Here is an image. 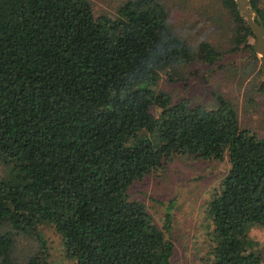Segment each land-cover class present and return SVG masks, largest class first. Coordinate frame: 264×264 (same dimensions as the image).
<instances>
[{"label": "trees", "instance_id": "obj_1", "mask_svg": "<svg viewBox=\"0 0 264 264\" xmlns=\"http://www.w3.org/2000/svg\"><path fill=\"white\" fill-rule=\"evenodd\" d=\"M220 2L230 17L225 51L185 41L157 0L125 1L112 17L88 0H0V264H18L15 234L43 243L47 223L74 264H171L172 241L129 190L174 157L225 154L228 170L205 208L209 256L261 264L247 229L264 230V137L241 128L221 96L207 109L155 88L194 62L212 70L243 51L261 63L264 95L253 34L234 0ZM250 3L264 25L259 0ZM48 258L43 248L22 259Z\"/></svg>", "mask_w": 264, "mask_h": 264}, {"label": "rangeland", "instance_id": "obj_2", "mask_svg": "<svg viewBox=\"0 0 264 264\" xmlns=\"http://www.w3.org/2000/svg\"><path fill=\"white\" fill-rule=\"evenodd\" d=\"M88 1L96 15L112 17L118 7L128 0ZM157 1L165 6L172 30L185 41L197 46L200 41L207 40L225 51L224 47L228 44L224 41L231 36L228 27L230 17L219 7L220 0ZM258 6L264 11V0H259ZM246 54L241 51L226 55L212 70L194 62L190 67L175 71L176 82L171 83L162 77L155 88L168 93L173 103L187 99L192 105H202L207 109L216 108V96H221L232 106L240 127L262 138L264 95L258 88L263 80V68L261 63L251 64L252 60ZM206 70L208 73L204 74ZM151 112L158 114L156 108H152ZM228 167L227 154L222 161L177 156L162 170L129 190L131 199L145 205L153 223L172 241L174 253L171 264H212L209 256L211 244L207 236L210 222L205 208ZM7 177L8 170L0 163V180ZM167 207H171L170 210ZM168 213L170 219L165 224L163 219ZM38 234L43 243L35 236L14 235L18 264H24L23 257L43 248L48 251L49 264H74L66 258L62 241L51 224L41 225ZM247 235L252 242L249 249L259 253L261 264H264V230L250 226Z\"/></svg>", "mask_w": 264, "mask_h": 264}, {"label": "water", "instance_id": "obj_3", "mask_svg": "<svg viewBox=\"0 0 264 264\" xmlns=\"http://www.w3.org/2000/svg\"><path fill=\"white\" fill-rule=\"evenodd\" d=\"M236 9L254 37L253 53L264 62V25L250 0H234Z\"/></svg>", "mask_w": 264, "mask_h": 264}]
</instances>
